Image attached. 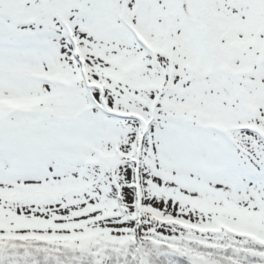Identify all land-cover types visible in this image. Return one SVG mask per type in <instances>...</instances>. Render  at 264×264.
Listing matches in <instances>:
<instances>
[{
  "label": "snow or ice",
  "instance_id": "obj_1",
  "mask_svg": "<svg viewBox=\"0 0 264 264\" xmlns=\"http://www.w3.org/2000/svg\"><path fill=\"white\" fill-rule=\"evenodd\" d=\"M0 264H264V0H0Z\"/></svg>",
  "mask_w": 264,
  "mask_h": 264
}]
</instances>
